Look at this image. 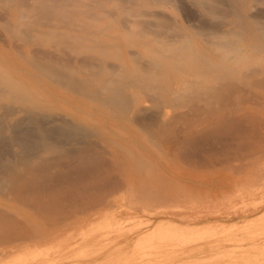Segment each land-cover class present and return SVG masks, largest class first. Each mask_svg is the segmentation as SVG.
Returning <instances> with one entry per match:
<instances>
[{"label":"rangeland","instance_id":"rangeland-1","mask_svg":"<svg viewBox=\"0 0 264 264\" xmlns=\"http://www.w3.org/2000/svg\"><path fill=\"white\" fill-rule=\"evenodd\" d=\"M1 1L2 2L0 3L3 6L7 4L8 7L6 6V14L5 10H3L5 8L2 9V5H0V12L4 11V14H0V24L2 25V23L4 22L2 21V19H8L11 28L9 32V28L5 30V28L3 29L4 25H2L3 27H1L0 25V74L6 78H10L14 83L26 85L27 90L38 96L40 99V104L38 106L29 108L19 101L14 100L12 98L13 93L7 87L0 85V116H2L0 117L2 119L0 120L1 125L14 124L17 123V120L23 121L24 117L26 119H24L23 122H27V120L29 119L27 117L30 116V112L36 114L37 117H41L40 120L42 122L44 121L45 123L50 124V122H52L53 124H57L60 122L59 124L63 125L66 123V126L63 127H65L66 131L68 129L67 134L71 135L73 132V135H77L78 133H80L76 136L78 140L85 142L87 140V142L91 140L90 142L95 143V146L98 148V150H100L101 157H103V159L107 162L113 165H117L118 171L115 170L114 173L122 179H125L127 183L124 184L123 188L119 189L110 197V202H108L109 204H105L106 206L104 205V207H102L103 205H98L99 207L96 206L94 209L89 211L90 213L69 217V219L67 218L66 220L63 219V222H57L59 224H54L52 222H50L51 224H49L48 221L36 215L29 207L23 206L17 201L7 198V196L3 193L2 195L1 192L3 191L5 193V191L3 190L4 188L2 189L4 185L0 182V185H3L0 188V206L8 210L11 215L16 214L18 220L21 219L20 221L22 223H26L27 226L33 227L35 230H37L38 236H41V238L38 237L40 241H36L37 244H35V246L33 247H28L25 244L33 245L32 242H34L35 240L17 242V245H14L12 248L10 247L11 245L6 243L2 244L1 242L0 264H264V158H260L261 160L259 161V156L262 157L259 154H264V152H257L253 155H250L253 159H255L257 155H259L256 158V161L250 160L252 159L251 157L250 159H247L249 157H244L245 159L242 158L243 160L239 158V160H242L240 161L241 164L237 161L238 158L236 161L234 158L235 165L233 164V162L230 163V161H233V159H231L229 163L227 162L228 164L221 163V165L217 164L218 166L215 164H210L207 167H196L195 165L189 164V162L185 164V160H180V158H178V156L173 151L164 146L163 142H161L159 138H152L147 133V128L150 125L149 120L156 118V116L160 114L159 109L161 107L163 108V106H155L153 104V102H155L156 100L154 98H157L156 95L158 94L156 89L159 90L161 87L166 86L167 88L175 90L182 87L187 82H193L194 80L198 79L201 81L203 80V77L206 78L208 83L219 78L220 82L224 79L222 82L231 81L235 83L236 85H234L237 86L238 89L240 88L241 90H243H239L237 93H235L237 90L235 88L236 90L234 91L233 95V99L235 100V102L238 103L243 101L241 98H244V100L245 98H247L248 101L246 100L245 102L239 103L243 106L242 110H246L254 114L257 119L259 118L261 120H264V86L258 83H252L254 78L252 80L251 76L247 73L248 68H251L253 70H257V73L253 74V77H255L257 80L263 79L264 76V50H255L253 49V47H251L252 41L250 38L251 35L249 33L254 25V23L250 20H259L257 19V12L261 9L264 10V0H261L259 2H255L253 0H218V4L217 2H215V0H206L208 6H217L220 9L219 10L217 7H214L216 10L218 9L219 11H221L219 12L217 10L219 17L221 14H223L220 18L226 15L222 19L218 18V16L216 17L217 11H215V14H213L214 12H206L205 9L195 3L194 0H183L182 2L181 0H179L181 3H185V5H183V7L180 6V8L164 3L148 5L147 3H145V1L142 0H131V4L128 1L122 2V0V4H120V0H96V2L94 1V3L88 2L90 0H75L76 3L73 2L74 4H71V0H50L51 2H47L48 10L45 6L47 3L44 4L42 2L45 6V10L47 11L46 14L48 16H45V18H40L41 15H46L44 8L41 7L43 6V4H40L41 0H39L40 3H37L38 0H34L35 4H39L35 7H33V5L35 4L33 3L32 5L31 0L30 2L28 0H22L21 2L20 0H18V2L17 0H10L12 1V5L8 4V0H4V2L3 0ZM219 1L221 3H219ZM245 1H247V4L245 6L242 5L237 8L238 10H241L242 12H246L248 14V17L245 18V23L242 18H238L234 14L228 13L227 16L226 13L230 8L228 5H239L240 3L243 4L242 2ZM23 2L26 3L27 6H29L28 4H30V7H25L28 10L23 7L25 6V4L23 5ZM84 2H88V4L90 3L89 5L86 4L90 11L89 9L87 10V8L84 6ZM117 2H120L119 7L117 6ZM63 3H68L67 5L69 6L72 5L71 7L76 10L79 3L78 9L80 11H83L84 6V10L86 9L88 12H85L83 15V13L77 12L79 10H74L73 12H76L77 16L75 17V15H73L72 19V16L67 15L68 13L72 12V9H70V7H65L67 5H64ZM95 3L104 4V6L98 8V4L96 5ZM80 4H82L83 6ZM92 4L96 6L93 7ZM21 5H23L22 9ZM90 5L92 9L89 7ZM60 6L62 9V6H64L65 10L66 8L70 9L68 11L71 12H68L67 10L66 12L65 10L61 9L62 12L65 11L64 13H61V15L64 14L65 16L63 15L59 17V10L57 12V16L54 11L58 8L60 9ZM123 7H125L127 10H125V8ZM130 8L145 9L149 14L143 16L146 18L145 24H147L150 28H154L156 25L155 28L159 29V31L162 33L161 36L164 35L166 38L168 36V38H173L174 40L183 38L184 44H182L184 46H181H183V49L185 51L181 49L182 47L180 46V42L177 43V41H171L167 45L164 44L165 47L163 48L165 50L159 49L160 43H155V41H152V43L157 46L156 48H154V51L153 47L150 48L145 44V39H150L151 35L146 36L144 39V37L137 38L138 36L134 37L135 35L133 36L129 34L132 25L130 26L131 23H128V21L132 22L130 18L133 16H138L131 14L132 16L128 18V16L130 15V13H128L130 12ZM256 8L260 9L257 11ZM39 9H41V12L39 11ZM113 9L116 13L113 12L114 14L112 15L104 13V11H107L106 13H112ZM189 9H191L192 11ZM254 10L255 12L257 11V15H255L257 18L255 17L254 19H252V17H249V15H251L252 11ZM33 11L40 16H38L37 14L35 16ZM194 11H196L195 13L197 15L194 13ZM222 11L224 12L222 13ZM262 11H259V13H262ZM24 12L25 14L28 12L32 18L33 15L34 18L38 16L37 18H35L36 23L35 19L30 23L28 16L24 15ZM153 12L155 13L153 14ZM183 12L191 16L187 15L186 17V15L184 16ZM48 13L49 15L50 13H53L51 15H56V19L55 17L51 19V16H49ZM89 13H93L94 16L90 14L93 19L89 18L91 17L90 15L88 17ZM158 13L162 15H159ZM157 14L159 15L158 20L157 17H155ZM151 16H154V18ZM161 16H164L166 20L164 18H160ZM21 17L23 20L25 18L24 24L22 23L23 21H20ZM46 17L48 23H53V25L56 24V26L54 25L55 29H53L54 26L52 24L48 25V23L46 22ZM65 17L68 18L69 24L66 22L67 18ZM94 17L97 18V21ZM121 17L125 19L127 18V24H125V22L122 23V21H124L125 19ZM140 17L142 16L140 15ZM32 18L31 20H33ZM48 18H50V20ZM57 18H59L60 20H58ZM259 18H261V16ZM263 18L264 16H262L261 18L262 21H264ZM37 19L40 20V25L42 22H46V24L42 23V25L48 27L52 26L50 27L49 31L52 34H45V36H49L48 38L50 41H48V38L42 35L43 33L41 32H48V27H42V25H38L39 20L37 22ZM120 19H122L121 22ZM143 19L144 18L141 19L142 22ZM132 20L134 26L135 19ZM75 21H77L81 25V27ZM88 21L91 24L95 23V25L92 24L93 26H91L90 23L88 24ZM163 21H166L165 24H167V27L166 25H164ZM5 22L8 24L6 20ZM33 22L35 23V25H33ZM60 22L63 23L62 28L65 25L67 27L68 24L69 27L67 28L71 29H69V31L66 28V30L63 28L64 31H66L64 32V34L68 31V33H72L73 35L74 33L72 31L75 30L76 32H74L77 35L74 34V36L76 35L77 37L80 35V37L83 38L80 39L81 41H83H80L79 43L77 38V41L74 39V36L69 34L71 37H74L70 38L68 37V34L61 35V32L58 35L55 34L57 36H61L57 37L58 39L55 37V35L52 36L54 32L51 31V29H53L54 31H56L58 27L61 29ZM73 22L74 24H72ZM80 22L83 23V26H85L82 27V24ZM157 22H160V25H158ZM221 22L223 23V25H221ZM242 22L244 23L243 26L240 25V23ZM20 23L22 24L20 25ZM64 23L67 24L64 25ZM120 23L125 24L126 27L124 25H121ZM200 23L201 26H203V29L207 27L210 34H208L206 30L204 31L207 32V36L204 34L206 32H202L203 29H201V26L198 25ZM25 24V27L27 29L31 28L30 26H32L31 29H35L33 28V26H35L38 32L31 29L27 31V29L25 28L27 33L32 34L33 37H31V35L29 36V38L28 34L24 35L23 31H25V29H22V27ZM71 24L73 25V29ZM211 24H213L214 27ZM263 24L264 22L261 24L264 27ZM193 26L196 27L194 28ZM211 27L214 29L212 30ZM125 28H127V31ZM18 29H20V31L22 29V33L20 35H18L20 32ZM81 29L84 32V34L82 35L79 34V31ZM161 29L163 31H161ZM196 29L197 33L195 34ZM215 29H217V32L214 31ZM95 30H97L98 32ZM88 31L91 33H88ZM57 32H59V29L55 33ZM86 32L88 34H86ZM11 33L12 35L14 34L13 37H18L11 38ZM176 33L178 34V36L179 34H181L182 36L178 37ZM22 35H24V38L28 37L30 42H25L24 38L22 39ZM85 36L89 37L92 42L88 38L86 39ZM129 36L131 38H129V40L127 41V38ZM20 37L22 40L20 39ZM202 37H207L206 39L213 38L215 40H221L223 42H227L224 41L227 39L229 41H237L240 52L245 53V55L237 57L235 63L231 61L227 62L225 66H218L219 61L217 60L216 55L221 52L222 49L220 47L210 46L209 44H207V42L204 41ZM63 38L65 46L63 44H60L61 41H63ZM66 38H68V40ZM65 39L67 41H65ZM136 39L141 45H137V43H135ZM53 40L56 42V44ZM51 41L54 42L53 45H51ZM88 42H90L89 48H87L89 44ZM74 43L76 44L75 48L67 47L70 48L68 50L69 54H71L72 56L83 58L84 55L85 57H88L85 54L89 52V56L95 55L103 57L105 66L108 67V65L111 64V67L109 65L111 69L113 67L116 70L117 65L118 68L116 71V75L118 76L117 73L122 74H120L121 76L119 75L118 77L114 74L112 77L116 79V81H118L120 85L124 84V87L122 88L123 93L125 94L124 97H126L127 100L126 98H124V101L113 102V104L110 103L107 106L100 107L97 103L98 98H100L99 95L96 97V100L94 98L90 99V97L81 93L76 94L64 86L62 87L54 85L46 77L33 73L32 67L26 62L24 58V53L28 52V50H38L40 47L42 50H55L54 48H57V46L60 49L64 50L66 46H74ZM177 44V47H179V49L183 52L179 49L176 50L177 47L175 48V46ZM94 45H96V47ZM15 46L16 48L20 46L21 49L18 48L19 51H15ZM73 49H75L76 52ZM87 49L90 50L87 51ZM132 51L133 54H131ZM197 52H206L207 54L209 53V56L212 55L213 57L210 56V61L214 62L215 70L205 69L202 63H195V61L189 60L190 55L192 56V54ZM136 54L138 57L141 56L140 59L137 58ZM21 55L23 57H21ZM135 57L138 60H136ZM214 57L215 59H213ZM131 59H134L138 63L134 62V60ZM179 63L181 66L179 65ZM156 66L158 67V69ZM140 68L145 71H142ZM131 71H137L139 77L141 78L148 79L152 82H157L156 89L148 90L144 87H134V82H130L128 78V74ZM174 71L176 74L173 73ZM241 73L243 75L242 77ZM86 75L87 74L79 75V78H81L82 76L86 77ZM99 76L100 75H98L97 77ZM97 77L95 76L93 78H89V85L93 89L94 87L96 89L99 85ZM95 78L96 81L92 83ZM242 80L243 84L240 83L242 82ZM126 81H129L128 85ZM41 83L42 86L40 85ZM133 91L136 92V95L132 93ZM50 92H53L54 96H51ZM143 92L144 95L146 93L147 97L143 95ZM246 92H248V94ZM243 94L248 95V97H250V100ZM134 97H136L138 100L135 106L132 103L135 99ZM151 98H153L154 100H150ZM254 101L255 104L253 105ZM119 104H121L122 110ZM59 105L61 107H57ZM9 107H11L12 109ZM116 107L119 108V112L122 111V113H118ZM144 107L145 110L147 108L145 112L143 111ZM136 108L139 109L141 114ZM164 108L169 110V112L172 111V109L168 107ZM113 110H116L117 113H115L116 111L114 112ZM125 111L128 115L130 114L129 116H131L130 118L132 120L127 117L128 115ZM156 111L157 113L154 114V112ZM137 113L140 116L142 115V120L139 119L140 116H138ZM149 114L154 115L151 116ZM60 117L61 119L63 118V120L65 119L71 122L68 121V124L67 121L63 122L62 120L61 123V119L57 122L54 121L56 119L58 120ZM133 117H135V119ZM146 118L148 121L144 120ZM141 122L143 125L140 124ZM71 126L79 127V132L76 133L77 131L74 132L75 130H71ZM262 131H264V127L262 128ZM72 142H75V140L72 139L70 143ZM256 147L260 148L262 146L258 144L256 145ZM13 148L16 153L17 147L14 146ZM141 163H143V165ZM212 166L215 167L213 168ZM161 181L166 183V187L163 189V191H161V196L159 199H157V201H153L150 198H147V201H142V199H146V197H137L136 194H138V189L143 186L154 189ZM127 185L128 190L127 187L125 189V186ZM129 185L130 187H133V189L131 187L132 192L129 191ZM126 195L127 197H125ZM128 197L131 198L129 199L130 201H128ZM112 198L114 199L115 204ZM131 200H133V202H131ZM139 200L142 201V203H138L139 206H133V203L136 204V202H138ZM124 201L126 202V204ZM129 202L132 204L131 206L130 204H128ZM153 202L155 203L153 204ZM116 206L119 207L116 208ZM113 207H115L116 209H114ZM138 208L142 209L139 210ZM131 211L135 213L132 212L131 214ZM133 218H138L136 220L137 222ZM131 219L133 220L131 221ZM168 219H171L173 222L169 221L170 224H168L167 226L166 224H164L165 226L161 227V224H163L161 222H166V220ZM185 222L189 223V229L191 227L201 228L209 224L212 225V227L209 229L207 228V230L209 231L204 232L205 235H203V232H183L185 228H183L184 226L182 225H185ZM119 223H122L124 227L122 228V224L121 226H119ZM141 223L143 226L140 225ZM178 225L181 226V229L180 227L178 228ZM232 225L235 226L231 227L232 229L230 230L229 227ZM168 226L170 228L176 229L177 232L176 230L172 231H175L176 234L183 237L184 239L181 240L182 238H180L172 240L173 242H170L168 241L170 239L167 240L165 238H163L164 240H162L160 236L166 233L165 231L168 230L166 229ZM220 226H224L225 228L221 229ZM157 227L161 228L157 229ZM178 229L180 230V232H178ZM149 232H151L155 237L152 242L156 245V248L153 247L152 249H148L145 253H141L138 242L140 238L144 236V234L146 235ZM158 233L160 234V236H158ZM177 240L181 242H178ZM182 241L188 243H182ZM195 242H209V244L213 245L219 242V246L211 251L207 250L202 253H193L191 250L193 248V245L196 244ZM169 244H173L174 247H169ZM182 251H191L192 254L187 252L181 253Z\"/></svg>","mask_w":264,"mask_h":264},{"label":"bare ground","instance_id":"bare-ground-1","mask_svg":"<svg viewBox=\"0 0 264 264\" xmlns=\"http://www.w3.org/2000/svg\"><path fill=\"white\" fill-rule=\"evenodd\" d=\"M8 1L10 2V3L8 2V4L12 5L11 4L12 1H10V0H8ZM21 1L22 0H20V2ZM28 1L30 2V0H28ZM33 1L34 0H31L32 5H33V3L35 4V1L34 2ZM94 1L96 2V0H93V1L90 0L88 2L94 3ZM127 1L130 4L132 3L131 0L130 1L129 0H122V2H127ZM142 1H145V3H147L148 5L164 3V4H170L172 6H176L178 8H180V6L183 7V5H185V3H181L183 0H181V2L179 0H142ZM194 1L199 6H201L203 9H205L206 12H211V13L214 12L213 14H215V11H217L219 9L217 6H216L218 8L217 10L215 9L216 8L215 6L209 5V6H211V7H209L207 5L206 0H194ZM210 1H214V0H210ZM253 1L259 2L261 0H253ZM0 2H2V1L0 0ZM3 2H4V0H3ZM17 2H18V0H17ZM40 2L38 0L37 3L46 4L47 2H51V1L50 0H45V1L41 0ZM70 2L72 4L73 2H75V0L74 1L71 0ZM88 2L87 3L84 2V6L87 8V10L89 8L86 6V4L87 5L90 4V3L88 4ZM120 2H121V0H120ZM120 2H117L118 7H119ZM122 2L120 4H122ZM215 2H217V4H218V0H215ZM37 3L35 5H33V7H35L36 5H39ZM219 3H221V2L219 1ZM242 3L243 4L240 3L239 5H236V4H233L232 6L228 5L230 8H229L228 12L227 13L225 12V13L227 14V16H228V13L234 14L238 18L239 17L242 18V20L245 23V18L248 17V14L246 12H242L241 10L237 9L239 6H242V5L245 6L247 4V1L242 2ZM24 4H25V6H23ZM44 4L41 7L44 8V10H45V6H46V8L48 10V6H47L48 3L45 6H44ZM63 4L65 5L66 3H63ZM95 4L97 5L98 3H95ZM0 5H2V4L0 3ZM23 5H21V9H22V6L24 8L30 7V4H28L29 6H27L26 3H24V2H23ZM80 5H82V4H80ZM96 5H93V7H95ZM123 5H124V3H123ZM6 6H7V4L5 6L2 5V9L5 8L3 10H5V12L7 14ZM71 6H69V5L65 6V7H70V9H72L71 10L72 12H71V11H68L70 9L66 8V10L68 12L72 13V14L71 13H68V14L66 13V14L69 16H72V19H73V15H75V17L77 16V13L76 12L74 13L73 11L79 10L78 9L79 3L77 5L78 6L77 10L73 9ZM84 6H83V11L79 10L77 12L83 13V15L85 12H88L86 9L84 10ZM102 6H104V4H98V8H100ZM62 7H63V9L60 6V9L58 8L57 10L54 11V13L57 15L58 14L57 12L59 10V13H60L59 17L63 16L64 14L61 15V13H64L66 11L64 6H62ZM89 7L91 8V5ZM31 8H32V6H31ZM31 8H29V9H31ZM38 8H39V6H38ZM123 8H125V7H123ZM0 9H1V7H0ZM41 9H39V11ZM61 9L65 10V11L62 12ZM259 9H257V11ZM26 10H28V9H26ZM50 10H51V8H50ZM125 10H127V9L125 8ZM189 10H191V9H189ZM224 10H227V9H224ZM262 10L263 9H261L259 11L261 12ZM34 11H33V13L36 16L37 13H35ZM89 11H90V9H89ZM218 11L216 12V17L218 16V18H220L221 15H223V14H221L219 17ZM259 11L257 12L258 18L255 16V15H257L255 10L252 11V13L254 15L252 13H251V15H249V17H252V19H254L255 17L257 19H259L258 21L250 20L254 23V25H253V27L249 33L251 35L250 38L252 41L251 47H253V49H255V50H264V27L261 25L264 22L261 19L262 16H264V10L262 11V13H259ZM3 12L4 11H1L0 14L1 13L4 14ZM46 12L47 11L45 10V14H46ZM48 12H50V11H48ZM106 12L104 11L105 14H111V15L116 13L114 11V9H113L112 13L111 12L106 13ZM195 12L196 11H194V13ZM219 12H221V11H219ZM223 12L224 11H222V13ZM27 13L25 14V12H24V15L28 16L30 23L32 21H34L35 18L40 16L37 14L38 15L37 17L34 18V15H33V18H32L31 15L29 14L30 10H29V13L28 14ZM128 13H130L128 18L131 17L132 15H138L137 17L136 16L135 17L137 19H139L140 15L142 16V17H140L139 20H137L134 16H133L134 18L131 17L132 19H135V21H134L135 28L133 26V20L131 18H130V20L132 22H129L128 21L129 19L127 20L128 23H131L130 26L132 25V28H134V29L131 28L132 30L130 29L129 34H131L133 36L135 35L134 37L138 36L137 38L144 37V39L146 36L151 35L150 39H145V44H146V46H148L150 48L153 47L154 51H155L154 48H156L157 46L154 43H152V41H155V43H157V42L160 43L159 49H164L163 48V47H165L164 44L167 45L171 41H177V43L180 42V46L184 44L183 38H179V39H175V40L173 38L172 39L168 38V36L166 38L164 35L161 36L162 33L159 31V29L155 28L156 25L154 28H150L147 24H145L146 18L143 16L149 15L145 9L130 8V12H128ZM154 13L155 12H153V14ZM51 14H53V13H50V15L48 13V15L51 16V19H53L54 17L56 19V15H51ZM90 14L92 16H94L93 13H89L88 17ZM158 14L162 15L160 13H158ZM157 15L155 17H157V20H158L159 15L158 16ZM185 15L187 17L188 14L184 13V16ZM45 16H47V14L44 16L41 15L40 18H43V17L45 18ZM92 16L89 18H92ZM124 16H126V15H124ZM188 16H191V15H188ZM260 16H261V18H259ZM0 17H1V15H0ZM30 17L33 20H31ZM47 17H46V22L48 21ZM123 17H121V18H123ZM151 17L154 18V16H151ZM224 17H222V18H224ZM65 18H67V17H65ZM98 18H100V17H98ZM111 18H112V16H111ZM142 18L145 19V20L143 19V22L141 20ZM160 18H164V16L163 17L161 16ZM222 18H220V19H222ZM48 19L50 20V18H48ZM57 19L60 20L59 18H57ZM96 19L97 18H95V20ZM123 19H125V18H123ZM126 19L124 21H122V23L125 22V24H127ZM5 20L8 22V24L5 22ZM5 20L2 19V21L5 22V23L3 22L4 24L2 23V25H4V27L1 24L0 25H1V27H3V29L5 28V30H7L9 28L8 30L10 32V28H11V25H9L10 22L8 21V19H5ZM24 20H25V18H24ZM24 20L21 17L20 21H23L22 22L23 24L25 23ZM38 20L39 19H37V22H38ZM121 20L122 19H120V22H121ZM46 22H42V23L46 24ZM56 22H57V20H56ZM66 22L68 23V18H67ZM75 22H77V21H75ZM165 22H164V25H166V27H167V24H165ZM22 23H20V25ZM35 23H36V19H35ZM35 23L33 25H35ZM42 23H41V25H42ZM61 23L62 22H60L61 29L58 27L59 32H57V33H55V32L58 31V29H56V31L53 30V29H55L56 24H54L55 25L54 26L53 23H48V25L52 24L54 26V28L51 29V31L54 32L52 36H54L55 34L58 35L61 32V35L62 34L63 35L68 34V37H70V38L75 37L74 39L76 41L78 39V42L80 43L81 39H83V38H81L80 35L76 37L77 34L75 33L76 32L75 30H74L75 32L72 31L74 34H76L75 36H74V34L72 35V33H68V31H67V33L64 34V32H66V31H64L65 28L67 30L70 29V28L69 29L67 28V27H69L68 26L69 23L68 24L64 23V25L67 24V27H66V25L63 27L64 29L62 28L63 23L62 24ZM77 23H76V25H77ZM89 23L90 22L88 21V24ZM122 23H120V24L124 25L126 27V25L122 24ZM215 23H213V24H215ZM244 23L242 22V23H240V25L243 26ZM72 24H74V22ZM81 24H82V27L85 26V25L83 26V23H81ZM92 24L95 25V23H92ZM92 24H91V26H93ZM213 24H211V25L213 26ZM38 25H40V20H39ZM158 25H160V22L158 23ZM198 25L201 26V23ZM221 25H223V23ZM25 26H26V24L23 25L22 29H25L26 28ZM43 26L44 25H42V27ZM57 26H58V24H57ZM168 26H171V25H168ZM30 27L32 28V26H30ZM44 27H48V26H44ZM50 27H52V26L48 27V32L45 33L43 31H41L43 33V34L42 33L41 34L44 36H45V34H49V35L52 34L51 32H49ZM80 27H81V25H80ZM193 27L195 28L196 26H193ZM19 28H20V26H19ZM31 28H29V29H31ZM33 28H35V29H31V30L37 31L35 26H33ZM160 28H161V26H160ZM200 28L203 29V26H201ZM22 29H21V31H20V29H18L20 31L18 35H20L22 33ZM26 29H25V31H23L24 35L28 34V37L31 36L32 34L27 33V31H29V29H27V31H26ZM72 29H73V25H72ZM82 29L80 31H82ZM125 29L127 31V28H125ZM213 29L214 28H212V30ZM228 29H225V30H228ZM97 30H95V31H97ZM163 30H164V28H163ZM163 30L161 29V31H163ZM204 30H206L208 32V34H210L207 27H205L202 30V32H206ZM80 31H79V34H81V35L84 34L83 31L82 32H80ZM214 31L217 32V29H215ZM77 32H78V30H77ZM207 32L204 33L206 36L208 35ZM88 33H91V32L88 31ZM88 33L86 32V34H88ZM196 33H197V29L195 31V34ZM69 34L74 36V37H71ZM24 35H22L23 37L21 36L22 39L24 38ZM57 35H55L56 38L61 37L60 35L59 36H57ZM13 36H14V34L12 35V33H11V38ZM15 36H16V34H15ZM177 36H178V34H177ZM179 36H182V35L179 34ZM16 37H18V36H16ZM16 37H13V38H16ZM21 37H20V39H21ZM28 37L24 38L25 42L29 41L30 37L29 38ZM31 37H33V35ZM45 37L48 38L49 36L47 37V35H46ZM63 37H65V36H63ZM89 37L85 36L86 39L88 38L90 40ZM85 38H84V40H85ZM129 38H131V37L129 36L127 38V41L129 40ZM206 38L207 37H205L203 39L205 42H207V44H209L210 46L220 47L222 49L221 52H219L216 55L217 60L219 61L218 66H220V65L225 66L227 64V62H231V61L233 63H235V61L237 60V57H241L242 55H245V53L240 52V48L237 45V41H232V40L229 41L227 39V40H224L227 42H223L221 40L219 41V40H215L213 38H210V39H206ZM66 39L68 40V38H66ZM66 39H65V41H67ZM48 41H50L49 38H48ZM53 41L50 42L51 45H53V43L55 42V41L54 42ZM90 41L92 42V40H90ZM78 42H75V43H78ZM140 42H141V40H140ZM75 43H74V46L70 45V46H66V48L67 47H70V48L74 47L75 48V45H76ZM85 43H87V42H85ZM88 43L89 44H88L87 48L90 47V42H88ZM135 43H137V45L139 44L137 39L135 40ZM55 44H56V42H55ZM60 44H63L65 46L64 38ZM139 45H141V44H139ZM39 46H37V47H39ZM94 46L96 47V45H94ZM177 46H178V44L175 46V48ZM183 46H181L182 50H184ZM78 47H80V46H78ZM18 48L21 49L20 46ZM18 48H16V46H15L14 47L15 51H19ZM66 48L64 49V47H63V49L65 50L64 51V50L60 49L58 46H57V48H54L55 50H42L40 47L38 50H34V49L28 50V52L24 53V58H25L26 62L32 67L33 73L46 77L54 85L62 86V87L64 86V87L68 88L70 91H72L76 94H79V93L84 94V95L90 97V99L94 98L96 100V97L99 95L100 98H98L97 103L99 104L100 107L107 106L110 103L113 104V102H120V101L125 100L124 98H126V97H124L125 94L123 93V88H122V87H124V84L120 85V83L112 77L114 74L116 75V71L118 68L117 65H116V70L113 67H112V69L110 68L111 64H109L110 67L108 65V67H109L108 68L107 66H105L103 57L95 56V55L89 56V54H88L89 52H87V54H85L88 57H85L84 55H83V58L75 57V56H72L71 54H69L68 49H70V48H67V50H66ZM92 48H93V46H92ZM175 48H173V49H175ZM85 49H86V47H85ZM90 49H87V51ZM177 49H179V47H177L176 50ZM73 50L76 52L75 49H73ZM182 50H180V51H182ZM84 51H83V53H84ZM172 52H173V50H172ZM128 53H129V51H128ZM131 54H133V51L131 52ZM208 54L206 52L205 53L197 52V53L192 54V56L190 55L189 60L195 61V63H202L204 65L205 69L215 70L214 62L210 61L211 60L210 56H212V55L209 56ZM136 56H137V54H136ZM178 56H180V55H178ZM21 57H23V56L21 55ZM133 57H131V58H133ZM140 57L137 56V58H139V59H140ZM137 58H136V60H138ZM213 59H215V57ZM131 60H134V59H131ZM134 62H137V61L134 60ZM179 65H180V63H179ZM157 69H158V67H157ZM16 70H18V69H16ZM141 70L145 71L143 69H141ZM82 71H84L85 73ZM197 71H199V70H197ZM263 72H262V74H263ZM26 73H28V72H26ZM82 73H84V74H82ZM143 73H145V72H143ZM173 73H175V71ZM247 73L251 76L252 80L254 78L252 83H258V84H261L264 86V76H263V79H259V80H257L255 77H253V74H256L257 70H255V69L253 70L251 68H248ZM28 74H30V73H28ZM85 74H87L86 75L87 78L85 76H82L81 78H79V75H85ZM117 74L119 76L122 73H120V74L117 73ZM98 75H100V76L97 77ZM218 75H220V74H218ZM32 76H34V75H32ZM95 76L98 79L97 81H99V85L96 89H95V87L93 89L89 85V78H93ZM242 76L243 75L241 73V77ZM191 77H192V75H191ZM128 78H129L130 82L131 81L134 82V87H144L145 89H148V90L156 89L157 82H152V81H149L148 79L139 77L137 71H131L128 74ZM219 79L208 83L206 78L203 77V80H201V81L198 79V80H194L193 82H187L182 87L175 89V90L167 88L166 86L161 87L160 85L159 86L161 88L159 90L156 89L158 94L156 93L157 98L156 97L154 98L156 100H155V102H153V104L155 106H163V108L161 107L159 109L160 114L158 116H156V118H154V119L150 118L151 120H149L150 125L147 128V133L152 138H155V139L159 138L160 141L163 142L164 146L166 148L170 149L171 151H173L178 156V158H180V160L181 159L185 160L184 161L185 164L187 162H189V164L195 165L196 167L197 166L198 167H207L210 164H215V165H217V164L221 165V163L222 164L223 163L228 164L231 159H233V161H230V163L233 162V164H234V158H235V161L238 158L237 161L240 163V161H242L243 160L242 158H244V157L245 158L249 157L247 159H250V157H251L250 155H253L254 153H257V152L258 153L264 152V131H262V128L264 127V120H261L259 118L257 119L254 114H252L246 110H242L243 106L239 103L245 102L247 100V98H245V100H244V98H241L243 101L238 102V103L235 102V100L233 99L234 91L237 89L235 92V93H237L239 90H241L240 88L238 89V87L235 86L236 85L235 83H233L231 81L222 82L224 79L220 82ZM95 81H96V78L94 81H92V83ZM129 81H126L127 85L129 83ZM39 83H40V81H39ZM240 83L243 84V80ZM0 85L7 87L13 93L12 98L14 100L19 101L20 103H22L23 105H25L29 108L36 107L40 104L39 97L36 96L35 94L29 92L27 90L26 85L14 83L10 78H8V77L6 78L1 74H0ZM40 85L42 86V83ZM131 85H132V83H131ZM128 87H130V86H128ZM41 88H43V87H41ZM241 91H243V90H241ZM263 91H264V89H263ZM132 93L134 95H136V92L133 91ZM246 93L248 94V92H246ZM50 94H51V96H54L53 92H50ZM245 94H243V95L248 97V95H245ZM143 95H144V92H143ZM144 96L147 97L146 93ZM254 97H256V96H254ZM134 98L135 99L132 103L135 106L137 104L138 100L136 97H134ZM154 99L151 98L150 100L153 101ZM248 99L250 100V97H248ZM126 100H127V98H126ZM249 103H250V101H249ZM254 104H255V101L253 102V105ZM119 106L121 108V104H119ZM57 107H61V106L59 105ZM164 107H168V108L172 109V111L169 112V110L165 109ZM9 108H11V107H9ZM112 109H113V107H112ZM125 109H126V106H125ZM136 109H138V108H136ZM148 109H149V107H148ZM14 110H16V109H14ZM121 110H122V108H121ZM146 110H147V108H146ZM146 110L144 107L143 111L145 112ZM117 111H118V113H120V112L122 113V111L119 112V108H117ZM117 111L115 113H117ZM138 111H139V109H138ZM150 111H152V110H150ZM81 112H83V111H81ZM139 113H140V111H139ZM155 113H157V111L154 112V114ZM126 114H127V112H126ZM154 114H152V115L149 114V115L153 116ZM11 115H12V112H11ZM129 115L127 117H129V119H131L130 118L131 116H129ZM137 115H138V113H137ZM138 116H140V115H138ZM0 117H2V116H0ZM27 118H29L27 120V122H23L24 119H26L25 117H24L23 121L16 119L17 123H14V124L1 125V122H0V174H1L0 175V182H1V184L4 185V187H2L3 185H0V188L1 187H2V189L4 188L3 190L5 191V193L3 191L1 192V190H0V192H1V194L2 193L5 194L7 196V198L14 200V201H17L18 203H20L23 206L29 207L30 209L33 210V212L36 215H38V216L44 218L46 221H48L49 224H51L50 222L56 224L57 222H60L63 219L64 220H66L67 218L69 219V217L78 216V215L80 216L81 214L90 213L89 211L94 209L98 205L99 206L103 205L102 207H104L105 204H109L108 202H110V199H111L110 197L115 192H117L119 189L123 188L124 184L127 183L125 181V179H122L121 177H119L118 175H116L114 173V171L117 170V165H113V164L107 162L106 160H104L103 157H101L100 150H98V148L95 146V143L90 142L91 140L89 142H87L88 140L85 142V141L78 140L76 138V136L78 134H80V133H78L79 129H80L79 127L71 126L72 127L71 130H75L74 132L77 131L76 133H78V134L73 135V132H72V134L70 133L71 135H69V134H67L68 129L66 131L65 127H63V126H66L65 125L66 123L64 125L59 124L60 122L57 123L59 125H57L56 123H54V124H56V125H54L52 122H50V124L45 123L44 121L42 122L40 120L41 117H37L36 114H33L31 112H30V116ZM133 118L135 119V117H133ZM4 119H7V118H4ZM60 119H61V117L58 120L56 119L54 121L57 122ZM139 119H141V120L143 119L142 115L140 116ZM0 120H2V119L0 118ZM62 120H63V118L60 120L61 123H62ZM144 120L148 121L147 118ZM50 121H52V120H50ZM64 121L68 122L69 120L64 119L63 122ZM69 122H71V121H69ZM69 122H68V124H69ZM134 122H136V121H134ZM137 123H139V122H137ZM140 124L143 125L142 122ZM78 138H79V136H78ZM72 139H74L75 142L70 143V141H72ZM159 139H157V140H159ZM258 144L262 147H260V148L256 147V145H258ZM68 145H70V146H68ZM14 146L17 147L16 153H15V150L13 148ZM103 150H104V148H103ZM105 153H107V152H105ZM259 155H261L262 157H260ZM259 155H257L256 158L259 156V161H260L262 158H264V154H259ZM239 158H241L242 160H239ZM254 158H255V156H254ZM256 158L255 159L252 158L250 160L256 161ZM141 164L143 165V163H141ZM190 167H192V166H190ZM239 168H240V166H239ZM239 168H237V169H239ZM119 173H121V172H119ZM126 187L128 190V185L125 186V189H126ZM131 187L129 185V191L132 192L133 187H132V189H131ZM165 187H166V183L161 181V182H159V184H157V186L154 189H151L150 187H147V186L141 187L140 189H138V191H137L138 194H136V195H137V197H141V196L146 197V199L143 198L142 201L143 200L147 201V198H150L153 201H155V200L157 201V199H159L161 196V191H163V189ZM125 194H127V193H125ZM123 196H124V194H123ZM125 197H127V195ZM124 198H122V199H124ZM127 199H128V201H130L129 199H131V198L128 197ZM113 201H114V199H113ZM116 201H118V200H116ZM125 201H126V199H125ZM139 201L136 202V204L133 203V206L138 205V203L139 204L142 203V201H140V202ZM131 202H133V200H131ZM154 203L155 202H153V204ZM114 204H115V201H114ZM125 204H126V202H125ZM128 204H130V206L132 205L130 202ZM118 207L116 206V208H118ZM121 207H122V205H121ZM113 208L116 209L115 207H113ZM113 208H111V209H113ZM134 208H136V207H134ZM141 209H139V210H141ZM133 211H136V210H133ZM133 211H131L130 213L132 214ZM127 212H128V210H127ZM133 213H135V212H133ZM16 218H17L16 214L11 215V213L8 210H6L0 206V243L2 242V244L3 243L9 244V245H11L10 247L12 248L14 245H17L16 244L17 242L34 241L35 240L34 242H32L33 245L25 244L28 247L35 246V244H37L36 241L39 240L38 237L41 238V236H38L37 230H35L33 227L27 226L26 223H25L26 224V226H25V224L20 221L21 220L20 218H19L20 220H18V218L17 219ZM133 219H135V221H136L138 218H133ZM133 219H131V221ZM184 220H186V219H184ZM169 221H172V220L168 219V220H166V222L165 221L161 222V223H163V224H161V227L165 226L164 224H166V226L168 224H170ZM185 223H186L185 225L184 224L182 225V226H184L183 228H185L183 230V232H198V233L203 232V235H205L204 232L209 231V230H207V228L209 229L212 227V225L209 224V225H206V226L201 227V228H198V227L192 228L191 227L189 229V226H190L189 223L188 222H185ZM57 224H59V223H57ZM121 224L119 223V226H121ZM159 224H158V226H159ZM176 224H177V222H176ZM140 225H142V223ZM233 226H235V225H232L229 227L230 230L232 229L231 227H233ZM118 227H117V229H118ZM123 227L124 226L122 224V228ZM179 227L181 229V226L178 225V228ZM160 228L157 227V229H160ZM220 228L224 229L225 227L220 226ZM164 229H162V230H164ZM166 229H168V230H166L165 231L166 233L163 234L162 236H160L159 233H158L159 235L158 234H156V235L160 236L162 238V240H164L163 238H165L167 240L170 239V240H168L170 242L172 240H176V239H180V238H182L181 240L184 239L183 237L176 234V232H177L176 229L170 228L169 226ZM172 230H176V232L172 231ZM178 232H180V230ZM154 238L155 237L153 236V234L151 232L147 233L146 235L144 234V236L142 238H140L138 244H139V249H140L141 253H145L148 249H152L153 247L156 248L155 247L156 245L152 242V240ZM193 238H195V237H193ZM197 238H200V237H197ZM177 241L181 242L179 240H177ZM177 241H175V242H177ZM215 241H218V240H215ZM219 242H222V241H219ZM219 242L215 243L214 245L209 244V242H207V243H205V242L196 243L195 242L196 244L193 245V248L191 251L193 253H202V252H205L207 250L211 251L214 248L219 246ZM11 243H13V244H11ZM182 243H188V242L182 241ZM168 246L174 247L173 244H169ZM256 248H258V247H256ZM191 251H188V252L182 251L181 253L187 252V253L192 254ZM142 257H143V254H142ZM251 263H253V262H251Z\"/></svg>","mask_w":264,"mask_h":264}]
</instances>
